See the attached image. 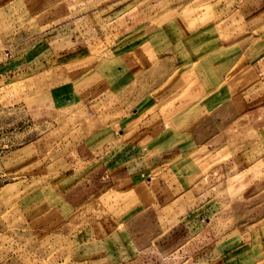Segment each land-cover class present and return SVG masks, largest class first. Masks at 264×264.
Wrapping results in <instances>:
<instances>
[{
	"label": "rangeland",
	"instance_id": "1",
	"mask_svg": "<svg viewBox=\"0 0 264 264\" xmlns=\"http://www.w3.org/2000/svg\"><path fill=\"white\" fill-rule=\"evenodd\" d=\"M248 3L0 0V264H264V0ZM197 80L206 97L164 128Z\"/></svg>",
	"mask_w": 264,
	"mask_h": 264
},
{
	"label": "crops",
	"instance_id": "2",
	"mask_svg": "<svg viewBox=\"0 0 264 264\" xmlns=\"http://www.w3.org/2000/svg\"><path fill=\"white\" fill-rule=\"evenodd\" d=\"M247 1H250V4L248 3V6L250 7L251 5H255L256 6V1L257 0H229V9L231 8L232 9V12H231V14H233V13H236L237 11H238V8H239V6H240V4H242L243 2H247ZM212 5V4H211ZM259 5V4H258ZM257 5V6H258ZM260 6H261V3H260ZM227 9V7H223V9L222 10H220L219 12H221V13H227V11H228V14L230 13V11H231V9L230 10H226ZM211 10H212V12H213V14L215 15L214 16V18H213V21L215 22V21H217L216 20V16H218L217 14H218V10L216 11V8H215V6L214 5H212L211 6ZM227 14V15H228ZM231 14H230V16H231ZM219 15H220V13H219ZM194 23H195V21H194ZM193 25V24H192ZM195 26V24L193 25V27ZM197 26V27H196ZM193 29L195 30V31H197V29H198V27H199V23L197 22V25H196ZM193 29H191V30H193ZM190 29H188V27H187V31H189ZM184 38H186L185 36H184ZM184 38H182L181 39V41L184 39ZM170 45V44H169ZM172 45V44H171ZM147 46H145V44H144V46L139 50V52H138V54H139V57H142V56H146L145 54H147L148 52H149V50H143V48H146ZM75 50V52H77V50L76 49H74ZM260 52H261V54L258 56V57H256V58H251L250 59V63H251V67H252V69L255 71V73H256V76L258 77V79L259 80H261L262 82H264V45H262L261 46V49H260ZM182 53V52H181ZM138 57V58H139ZM141 61V63H145V66H143V65H141V66H143L144 68L142 69L143 71L144 70H147L148 68H150V69H155V65L156 64H154V62H150V61H152V55L151 54H149L146 58H144V59H142V60H140ZM149 61V62H148ZM131 64V63H130ZM164 64H165V67H166V69H168L169 70V67H168V65L166 64V62H164ZM98 70L101 72V74L107 79V81H108V84H107V87H105V92L106 93H108L109 92V89H110V86H111V82H112V73L114 72V70H113V68L112 67H110L108 64H106L105 66H98ZM125 69H126V66H123V71H125ZM141 70V71H142ZM149 70V69H148ZM118 71V70H117ZM156 74L152 77L153 79H156V75L157 76H160V72H155ZM85 78L82 80V81H80V83L79 84H76V85H74V84H71V86H72V89H73V91H74V95L76 96H78V90L79 89H82V85H86V87H85V89H91V86L90 87H88L87 88V85H88V80H90L91 79V77H90V79H89V76H87V75H85L84 76ZM77 81V80H76ZM75 81V82H76ZM78 81H79V79H78ZM78 81H77V83H78ZM74 82V83H75ZM152 84H154V82H152ZM206 85L207 86H209L208 85V82L207 81H205V84L204 83H202L200 80H197L196 82H195V84H189L188 86H187V88L186 89H183V87L181 88V90H178L175 94H171L173 97H174V99H176L175 101V104L173 105H171L172 107L171 108H169L168 107V104H166L165 106L166 107H168L167 108V110H168V112H166V123H165V126H164V128L165 127H168L170 124H173V120L174 119H182V117L189 111V110H191L192 108H194V106H196L195 104H197V102L199 101H201L202 100V98L204 99L205 97H206V90H205V88H206ZM82 86V87H81ZM177 86H182V83L179 81V82H176V85H173V88H176ZM191 87V88H190ZM205 87V88H204ZM190 88V89H189ZM183 89V90H182ZM171 91H173V90H171ZM170 91V92H171ZM182 91V92H181ZM185 92H187L186 94V96L187 97H184V93ZM170 95V96H171ZM167 95H166V93H165V97H166ZM172 97V98H173ZM177 97H182V98H180V99H178ZM167 102H168V100H167ZM170 115V116H169ZM169 117L171 118V120H169L168 121V119H169ZM152 119H153V121H154V119L155 118H153L152 117ZM161 126H162V124L159 126V127H157L158 129L156 130V132L157 131H159V130H161ZM157 134V133H156ZM120 177H117L116 178V180H118ZM131 178V179H130ZM122 180H124V181H126V184L128 185L130 182H132V184H134V183H136V182H134V180L132 179V177H130L129 176V178H128V176H125ZM124 181L122 182V183H124ZM139 185V184H138ZM140 186V185H139ZM141 187V186H140ZM154 197V196H153ZM156 197V196H155ZM154 197V198H155ZM157 199V198H156ZM165 199V198H164ZM151 203H150V196H148L147 197V204L145 205V206H149ZM114 235V234H113ZM106 242H108V244L110 245V246H112L113 247V244L112 243H114L113 241H110V240H108V238H106ZM109 253V252H108ZM109 255V254H108Z\"/></svg>",
	"mask_w": 264,
	"mask_h": 264
},
{
	"label": "built area",
	"instance_id": "3",
	"mask_svg": "<svg viewBox=\"0 0 264 264\" xmlns=\"http://www.w3.org/2000/svg\"><path fill=\"white\" fill-rule=\"evenodd\" d=\"M7 57H9V54H5Z\"/></svg>",
	"mask_w": 264,
	"mask_h": 264
}]
</instances>
